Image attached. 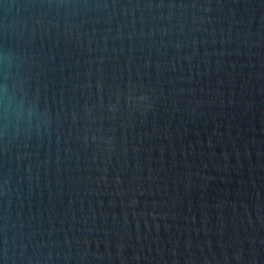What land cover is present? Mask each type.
<instances>
[{"label":"water","instance_id":"95a60500","mask_svg":"<svg viewBox=\"0 0 264 264\" xmlns=\"http://www.w3.org/2000/svg\"><path fill=\"white\" fill-rule=\"evenodd\" d=\"M0 264H264V0H0Z\"/></svg>","mask_w":264,"mask_h":264},{"label":"clouds","instance_id":"9594fccd","mask_svg":"<svg viewBox=\"0 0 264 264\" xmlns=\"http://www.w3.org/2000/svg\"><path fill=\"white\" fill-rule=\"evenodd\" d=\"M5 58H6V55H5ZM140 99H143V97H141Z\"/></svg>","mask_w":264,"mask_h":264}]
</instances>
